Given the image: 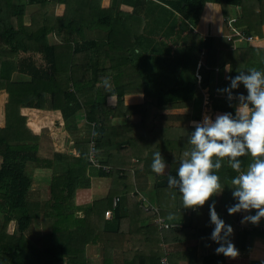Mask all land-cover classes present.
<instances>
[{"label": "trees", "instance_id": "obj_1", "mask_svg": "<svg viewBox=\"0 0 264 264\" xmlns=\"http://www.w3.org/2000/svg\"><path fill=\"white\" fill-rule=\"evenodd\" d=\"M39 1L46 0H28L26 2ZM158 1L163 5L160 9L161 13H166L167 17L159 29L154 32L156 41L161 44L166 41L177 43L179 49H183L184 52L178 71L180 79L172 87L159 89L156 92L155 101L126 104L124 99L128 95L143 93L146 87V80L140 72V66L133 59L132 52H135L136 46L132 42V34L127 35L126 29L121 28L122 24L119 20V7L130 3H133V15L141 14L146 17L145 6L140 7L139 2H137L138 6H134V2L131 0H111L107 9L92 6V0H87L86 7L90 9V13H88L91 18L96 9L98 12L97 20L92 23L94 28H98L104 23L107 24V28H103L106 31V39H108L105 42L86 38L85 35L84 37L76 36L84 34L86 26L81 24L77 18L82 14L83 8L75 6L74 13L69 14L68 19L67 16L64 17L56 30L58 34L63 33V41L72 40V43L60 45L48 44L44 40L46 32L43 31L39 34L40 38L33 37L30 32H26L22 36L21 31L27 30V27L24 28L20 25L23 27L20 31L14 22L22 18L25 5L20 3V0H0V88L11 85L13 70L28 74L29 82L37 86L38 94L35 102L22 98L27 89L25 86L18 96L13 95L11 91L9 98L20 105L59 109L67 129L76 128V115L79 110H83L86 121L89 124L94 123L92 132L95 148L102 152L106 150L107 155L110 154V147L115 146L117 149H122L126 147L125 144L132 145L131 143L136 142L137 139L158 147L162 145L170 147L172 148L170 151L174 154L191 151L193 146L190 144V138L196 126H191L189 120L191 118L199 120L203 97L198 86L200 89L207 88V100L212 105L213 111L232 113L235 116V106L237 103H242L239 97L240 95L246 96L247 91L240 84L238 88L231 90L230 98L229 92L224 91L230 86L229 77H234L241 72L248 74L250 68L264 72V46L255 47L249 42H242L233 47V43L224 37L211 35L204 37L194 32L204 5L207 2L217 3L224 17H235L236 26L262 37L260 28L264 24V0ZM234 7L240 8L237 17L231 15ZM114 10H117L115 14H113ZM85 14L82 15V21L85 20ZM19 17L21 18L19 19ZM139 18L141 22L144 19L143 17ZM87 23H91V20ZM124 36L126 38H122ZM201 50H203V65L198 70L201 80L197 83L195 72ZM192 51L193 54H191ZM16 54L21 56L16 57L18 60L14 61L15 64L12 66L11 60ZM61 65L66 66L65 72L59 68ZM106 81L107 83H105ZM23 83L22 81L19 84L23 86ZM197 91L199 101L196 103ZM109 94L116 95V104L113 108L106 106V96ZM153 106L157 108V111L152 113ZM171 108H179L182 111L178 114L161 112ZM206 116L210 118L208 114H203V118ZM116 117L125 119L127 117V119L120 124H112V119ZM15 120H11V124L0 131L9 130ZM151 121L153 123L149 130L148 125ZM123 131L124 137L119 138ZM153 133L157 138H160L158 141L154 140ZM25 135L22 134L25 139L22 138L13 144L6 140V137L0 132V264H94L98 260H101L99 262L102 264H111L113 259L106 251L107 246H115L120 237H130V232H127L120 224L127 215L124 203L118 202L114 208L115 216L106 218L103 210L100 215L102 209L100 204H110V200L107 202L106 199L97 200L88 207L75 206L72 202L76 189L87 188L90 185V178L85 173L88 168L86 141H83L80 156L77 157L75 165H69L66 167L65 173H57L51 177L49 198L44 203L42 202L44 204L42 216L47 217L51 230L40 239H36L40 246L32 243L26 236L24 237V232L31 228L33 219L38 217L39 204H42L31 202L28 198L29 190L32 187V178L26 172V165L32 159L30 153L33 150V145L29 142L30 135ZM175 136L174 140L166 139V137L174 138ZM56 156L61 158L63 154L57 153ZM110 159L103 158L101 160L102 163L109 164L113 158ZM182 159L183 157H180L175 162H171L168 165L167 173L164 172L156 176L153 189L157 203L155 206L158 210L157 212L141 210L144 218L140 219L150 220V222L148 225L137 224L134 226L137 229L146 230L150 236L149 241L153 242V246L155 245V252H147V257L152 259V264H160L159 260L163 251L160 247L161 242H165L169 247L178 239V243L185 241L190 244L196 226L215 227L210 221L209 206L200 207L196 212L190 211L189 208L185 209L178 186L169 187L168 185L169 177L179 180L176 172ZM239 159L241 171H244L253 162L250 155L242 156ZM215 162L216 158L214 157L213 163ZM220 163L219 170L213 169L214 174L219 176L222 186V190L218 194L223 198L231 197V207L237 202L232 195L235 186L231 180L238 175V172L231 168L227 158L222 159ZM139 166L141 164L134 165L136 183L140 181L137 169ZM71 167L73 168L71 169ZM78 167H81L79 171ZM77 172H79L78 175ZM98 175L108 176L113 173L99 171ZM139 201L141 202V200ZM218 202L213 201L212 204ZM78 207H83V217L75 216V210ZM187 211L190 213L187 214ZM157 216L163 217L164 224H167L168 227L164 228L163 223L161 227L155 223L153 219ZM100 221L106 223L104 227H101L104 228V232H112L111 235L100 234L103 232L98 226ZM130 222V229L135 223H138L136 219ZM9 223L13 226L11 232L1 229L3 224ZM225 224L230 225L233 229V232L225 240L231 241L237 249H250L255 236L264 237V230L260 232L256 228L251 231H240L231 220H227ZM221 237H224L223 231ZM231 238L235 241H232ZM44 239L47 241L43 244ZM95 239H98L99 242L96 243ZM107 239L111 240L107 241ZM214 242L216 249L221 244L226 246L224 239ZM91 248H94L99 256L96 257L95 252H92L91 255L89 252ZM216 249L209 254H200L195 243L185 247L176 246L166 254V258L169 264H181L182 260L194 264H221L224 262V256L222 253L217 254ZM83 255L86 259L85 262L80 258ZM125 255L127 254L124 253L122 260L128 258ZM130 255L131 253L128 256ZM132 255L136 256L135 253ZM187 262L186 264H188Z\"/></svg>", "mask_w": 264, "mask_h": 264}, {"label": "crops", "instance_id": "obj_2", "mask_svg": "<svg viewBox=\"0 0 264 264\" xmlns=\"http://www.w3.org/2000/svg\"><path fill=\"white\" fill-rule=\"evenodd\" d=\"M28 0H20V3H23L24 6V14L22 15V18L19 17L20 20L15 21L16 28H20L19 30L24 27L27 30L21 31L22 36L25 35L26 32H30L33 34V37H39L40 32H46V36L44 37V40L48 44H54V45H60V44H70L72 43V40L65 42L62 39V34H58L56 32L57 26L64 20V17L68 16L69 14L74 13L75 6L82 7L83 12L81 15L77 16V18L80 20V23L85 25L86 29L84 31V34L81 33V35H76L79 37H85L86 38H92L97 39L98 42H105L108 41L106 36V31L103 30V28H107V24L104 23L103 25H100L98 28H94L95 26L92 25L94 21L97 20V9L95 12L92 13V18L89 15L90 9H87L86 2L87 0H46V1H39L34 3H28L26 2ZM78 1V2H77ZM134 2V6H138L140 4V7L145 6V9H149L152 7H149V1H152L155 3L154 8L156 9V12H158L161 7L163 6L162 3L158 0H131ZM139 2V4H137ZM111 4V0H92V6H99V8L107 9L109 8ZM239 7H234L231 11L232 16H238L239 15ZM20 12V10H19ZM89 12V13H88ZM117 10L113 11V14H115ZM119 17L121 21V28H127L128 25H132V22L136 20V16L143 17L141 14L133 15V3L121 5L118 9ZM80 13V12H76ZM86 13V14H85ZM76 14V15H78ZM83 14L85 17V20H83ZM21 16V15H19ZM82 16V17H81ZM222 15L220 6L217 3L207 2L204 5L202 14L200 16V19L197 23V25L194 28L195 33H199L201 36H223L227 31V26L222 22ZM90 18V19H89ZM144 18V17H143ZM135 19V20H134ZM218 19V20H217ZM91 20V23H87ZM93 20V21H92ZM95 23V22H94ZM22 25L23 27H21ZM88 26H92L90 29L87 28ZM241 28V27H239ZM243 29V28H241ZM244 30V29H243ZM43 31V32H42ZM127 31V30H126ZM128 32V31H127ZM126 32V33H127ZM255 36V39L253 42H251L252 46L255 47H263L264 46V24L260 28V33L262 34V37H259L257 34L250 32ZM128 35V34H127ZM40 38V37H39ZM122 38H126L125 36ZM43 41V40H42ZM20 54H16L14 58L12 57L11 65L13 66L14 61H17L20 57ZM59 68L62 71H66V66L61 65ZM61 71V74L63 73ZM61 76V75H60ZM142 76L145 78V76L142 74ZM29 75L28 74H22L18 71L13 70L11 73V85H8L6 88H0V129L6 128L7 125L11 124V120H14V124L12 127L7 131H0L2 135L6 137V140L10 141L13 144H16V142L20 141L23 136L22 134H26L25 136H29V142L33 145V150L30 153V156L32 157L31 160L28 161L27 171L30 174L32 178V187L29 190L28 198H32L33 196H36V198H33L34 200L30 199V201H34V203H41L43 199L46 201L49 198V185L51 177L55 173V169L57 167L53 166L54 160L58 159L56 154L60 153L65 155L66 152H69L74 158L77 159L78 156H80V150L82 148L83 141H86V147H87V162L89 161L90 157V142L94 141L93 139V126L94 123H88L86 121L85 113L84 111L82 114H80V110L78 111L75 119L76 128L75 129H67L64 124V120L62 117V114L59 109H43L38 108L34 106H25L16 104L15 102L10 99V92L12 91V94L15 96H18L21 93V90L24 88V86L27 88L26 92L22 96L25 100H28L30 102H35L37 99V92L36 88L37 86L35 84H31L29 82ZM146 80V78H145ZM24 82L23 86L20 85V82ZM200 82V81H199ZM197 80V83H199ZM148 89V81L146 80V87L143 90V93H138L134 95H128L126 96L125 103L126 104H138L146 102L144 101L145 94ZM207 89V88H206ZM205 88H201L202 93L204 91L206 92ZM28 90V91H27ZM207 93V92H206ZM7 95V96H6ZM205 101V100H204ZM203 97L201 100V111H200V118L199 120H196L194 118H191L189 120V123L191 126H196V124H202L200 121L201 119L204 120L202 117L203 115ZM116 104V95L115 94H109L106 96V106L113 108ZM241 103H237L235 106L236 111L240 107ZM211 110H210V118L214 121L215 118L218 115L224 114V112L221 111H213L212 105L210 104ZM153 111L156 112L157 108L153 106ZM182 111L179 108H171L168 110H162L161 112L164 114H178ZM204 114H207L204 112ZM209 114V113H208ZM214 115V117H212ZM202 117V118H201ZM130 118V117H129ZM84 119L86 122H84ZM127 119V117H126ZM124 117H116L112 119V124H120L124 121H126ZM152 121L148 125V129H151ZM89 126L90 128L86 127ZM125 133L124 131L120 133V137H124ZM74 138V140H73ZM118 138V140H120ZM153 138L155 141H158L160 138H157V136L153 133ZM25 139V137L23 138ZM35 139V140H34ZM63 139H66L69 144L66 146V142H63ZM166 139H176V136L174 138L166 137ZM186 140V139H185ZM95 142V141H94ZM132 145H126V147L122 149H117L115 146H112L109 148L110 154L107 155L106 150L104 152L98 150L96 148L95 158L97 160L102 161L101 159H109L113 158L112 161L109 162V164H105L107 166L108 170H101L98 168H93L94 165L91 167L88 165L87 168V174L90 178V185L85 188H78L75 191L74 197L72 199V202L75 206H83L85 204L84 196H85V190H87L88 194L92 196L94 202L97 200H110V204L106 205V203L102 206V209L100 211V215L103 210L105 209H112V216L110 218H113L114 215V208H112V201L115 197L118 198V202L124 203V210L126 211L127 215L123 220L121 221V226L124 227L127 232H130V237H120L119 242L112 247L107 246L106 251L108 254H110L111 258L113 259L111 261V264H152V259L147 257V252L152 251L155 252V245L153 246V242L149 241V234L145 230H140L135 228L137 224H143L148 225L150 220H144L140 218H144L142 215V211L144 210L141 207V203L143 202L144 205H150L155 206L156 200H155V190L154 184L157 179V174H155L151 170V163L153 160V153L159 151L161 152L162 159H165L164 161L165 168L163 173H167L168 171V165L171 162H175L176 160L180 159V157H183V154H174L172 151H170L172 148L165 147V145H162L160 147L154 145V144H146L144 141H141L140 139H137L136 142H132ZM174 150V149H173ZM175 151V150H174ZM116 152V153H115ZM101 155V156H100ZM101 157V159H100ZM103 157V158H102ZM123 157H125L123 159ZM43 159L42 161V171L44 174L41 175V168L38 167V162L40 159ZM184 158V157H183ZM73 162H71V166H73ZM135 164H141L138 169L139 174V183H136V172L134 171V165ZM66 169L67 166H61ZM73 167H71L72 169ZM247 169V168H246ZM245 169V170H246ZM244 170V171H245ZM102 171L105 173L112 172L113 175H106V176H99L98 172ZM57 172H60L57 170ZM123 173V174H122ZM239 175V173H238ZM237 175V176H238ZM41 176V178H39ZM41 180H44L43 182H40ZM45 195L43 196V194ZM143 195V196H142ZM147 198H145V197ZM217 198V199H216ZM229 196L223 198L220 194L214 195L204 206H209L212 204L213 201H219L217 204H215V210L219 216L220 219L223 221L231 220L234 221V223L238 226L240 231L248 230L251 231L253 229H258L260 232L261 230H264V218H261L258 225H254L250 221L244 220L245 216L248 215H254L255 210L251 212H245L240 211L236 214H229L227 209L230 207ZM143 199V201H142ZM141 200V202L139 201ZM117 205V204H116ZM157 208V206H155ZM190 211L193 209L189 208ZM199 208L193 210L194 212L198 211ZM158 210V208H157ZM144 211H150V210H144ZM190 211H187V214L190 213ZM75 216L76 217H83L84 216V209L83 207H78L77 210H75ZM106 217V216H105ZM160 217V216H157ZM108 218V217H106ZM103 217V219H106ZM163 218V217H162ZM136 221L138 223H135L132 228L130 229L131 222L130 221ZM156 217L153 219L155 222ZM164 219V218H163ZM243 221V223H242ZM143 222V223H141ZM157 223V222H155ZM174 223V222H172ZM158 224V223H157ZM179 224V223H176ZM106 225L105 222L100 221L98 223L99 228L104 227ZM159 225V224H158ZM103 232H100L106 236V233L111 235L112 232H104V228H101ZM112 229V228H109ZM108 229V230H109ZM214 230V228L209 226H196L194 228V232L192 233V240L186 243L185 241L183 243L177 242L174 244H170V247L165 244V242L160 243V247L163 250L162 254L160 256V264H161V257L164 254H167L170 252V250L173 247H185L187 245H193L196 244V248L198 250V253L200 254H209L213 251H215V242L211 238V233ZM147 232V233H146ZM221 235V234H220ZM182 237V236H179ZM111 239H107V241H110ZM232 241H235L233 238H231ZM175 241V240H174ZM225 241V239H224ZM240 241V239H239ZM183 245V246H182ZM114 247V248H113ZM240 255L235 258H229L224 256V262L221 264H264V237L263 236H255L252 240V246L250 249H238ZM124 253L128 258H123ZM129 253H131L130 256ZM132 253H135L136 256L133 257ZM223 254V253H222ZM96 257L99 256L98 252H95ZM98 260L97 263L94 264H102ZM181 264H186L187 261L182 260ZM188 264H194L189 263Z\"/></svg>", "mask_w": 264, "mask_h": 264}, {"label": "clouds", "instance_id": "obj_3", "mask_svg": "<svg viewBox=\"0 0 264 264\" xmlns=\"http://www.w3.org/2000/svg\"><path fill=\"white\" fill-rule=\"evenodd\" d=\"M231 90L244 86L247 95H240L242 101L236 111L218 115L213 121L205 117L203 124H196L191 135V151L183 153V159L177 169L179 180L169 177V187L178 186L182 204L185 209L193 210L203 207L214 195L221 192L220 178L213 169L221 168L220 161L227 158L231 168L239 175L231 180L235 186L232 195L236 203L228 207V213L240 211L251 212L254 215L244 217V220L258 225L264 218V72L250 68L248 74L229 77ZM107 83V81L105 82ZM250 155L253 158L245 171H241L240 157ZM216 162L213 163V158ZM165 168L161 152L153 153L151 170L160 175ZM210 221L215 225L211 233L214 241H221L228 237L233 229L219 218L215 204L209 205ZM243 223V221H242ZM224 237H221V232ZM226 246L221 244L216 253L235 259L240 253L236 246L225 240Z\"/></svg>", "mask_w": 264, "mask_h": 264}, {"label": "rangeland", "instance_id": "obj_4", "mask_svg": "<svg viewBox=\"0 0 264 264\" xmlns=\"http://www.w3.org/2000/svg\"><path fill=\"white\" fill-rule=\"evenodd\" d=\"M148 4H149V7H152V8H149L148 10L146 9V12H145L146 17L143 16L145 21L144 19L142 20L143 24L141 22V19L136 16L137 19L136 20L134 19L135 21L132 22L131 26L129 24L126 30L128 31L127 34L129 33L132 34L131 35L132 42L135 43V46H136V49L134 50L135 52H132L133 59L140 66V72H142V74L145 76L146 80L148 81V89L145 94L144 101L153 102L156 99V92L159 89H166L168 87H172L180 79L178 76V71H179L180 64H181V56L183 55L184 50L183 49L180 50L179 49L180 47L177 46V43L166 41V43L161 44L160 42L156 41V36L154 35L155 34L154 32H156L157 29H159L160 25H162L161 23L164 22V20L167 17V14L164 12L161 13V10L155 13L156 12V9L154 8L155 3L152 1H149ZM224 18L225 17L223 16L221 20L225 24ZM225 34L219 37H224ZM202 51L203 50L200 51V54ZM191 54H193V51L191 52ZM198 56H199V52H198ZM198 88L200 91L201 89L199 86ZM198 101H199V93L197 91L196 92V103ZM203 101H204L203 114L204 112H206L207 114L209 113L208 115H211L210 114L211 107H210V103L207 100V93L205 91L203 93ZM82 112L83 110H80V114H82ZM212 117H214V115H212ZM200 121L203 124L204 120L201 119ZM84 122H86L85 119H84ZM86 127L90 128L89 126H86ZM64 141L67 143L66 144L67 146L69 142L66 139H63V142ZM69 152L71 151L66 152L65 155H63L61 158L54 160L53 166L57 167L55 169V173H58V174L65 173L66 169L61 166L69 167V165H71V162H73L74 163L73 165H75V163L77 162V159L74 158L71 154H69ZM42 161L43 159L41 158L38 162L39 168L42 167ZM97 161L101 165H104L103 167L104 169H106L105 164L102 163V161L100 160H97ZM88 165L92 167L94 164H92L91 162H88ZM27 166H28V163L26 165V172H28ZM93 168H95V166ZM79 169H81V167H78L77 170L79 171ZM57 170H59L60 172H57ZM85 173L86 175H88L87 171H85ZM42 174H44V172L42 171V168H41V175ZM78 174L79 172H77V175ZM39 178H41V176ZM43 181L44 180H41L40 182H43ZM44 195L45 193L43 194V196ZM33 198H36V196H33L30 199L34 200ZM44 200L45 198L42 201L43 203H44ZM93 200L94 199L92 198V196L88 194L87 190H85V196H84V201H83L85 202V204L83 206L88 207L89 205L94 203L95 200L94 201ZM43 203L39 204L40 205V208L38 209L39 215L36 219H33L31 223V228H29L26 232H24V237L26 236L32 243H35L38 246H40V244L37 242V240L40 239V237H42L43 235H46L47 232L51 230L50 223L47 217L42 216L43 208H44ZM106 205L108 204L106 203ZM54 213H56V211H54ZM1 229H6L8 232H11L13 229V226L11 223L7 225L3 224ZM46 241L47 239H44L43 244ZM94 241L96 243L99 242L98 239H95ZM37 248H40V247H37ZM89 252H91V255H92L93 254L92 252H95L94 248L89 249ZM80 258L82 261L84 262L86 261V259L84 258V255Z\"/></svg>", "mask_w": 264, "mask_h": 264}, {"label": "built area", "instance_id": "obj_5", "mask_svg": "<svg viewBox=\"0 0 264 264\" xmlns=\"http://www.w3.org/2000/svg\"><path fill=\"white\" fill-rule=\"evenodd\" d=\"M225 24L227 26V33L225 34L224 38L227 41H231L233 43V47H235L237 44L242 43V42H253V40L255 39V36L250 33V32H246L245 30L239 28L238 26L235 25L236 22V18L235 17H225L224 18ZM202 55H203V51L200 54V57L198 58L197 61V65H196V78L198 80V82L201 80V74L199 73V68L203 65V59H202ZM90 157L89 160L92 164H94V166L98 169L101 170H108L107 166L106 169H104V165H101L100 163H98L97 159L95 158V153H96V148L94 146V142L91 141L90 142ZM118 198L115 197L112 201V208H114L117 204ZM143 201V199H142ZM141 207L144 210H152L154 212H157V208L155 206H150V205H144L143 206V202L141 203ZM112 209H105L104 210V216L106 217H111L112 216ZM155 222H157L159 224V226H163L164 224V219L162 217H156ZM163 223V224H162ZM168 227L167 224H164V228ZM161 264H169V262L167 261L166 258V254H164L161 257Z\"/></svg>", "mask_w": 264, "mask_h": 264}]
</instances>
